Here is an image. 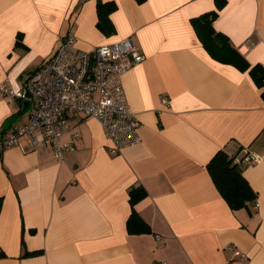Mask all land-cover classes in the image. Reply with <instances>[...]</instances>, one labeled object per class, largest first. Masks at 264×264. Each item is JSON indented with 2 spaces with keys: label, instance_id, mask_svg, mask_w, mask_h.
I'll use <instances>...</instances> for the list:
<instances>
[{
  "label": "crops",
  "instance_id": "crops-1",
  "mask_svg": "<svg viewBox=\"0 0 264 264\" xmlns=\"http://www.w3.org/2000/svg\"><path fill=\"white\" fill-rule=\"evenodd\" d=\"M102 1L116 3L110 34L97 25V0H0V81L15 89L69 31L75 48L131 36L145 55L122 75L140 140L117 153L95 118L72 123L64 140L78 131L76 149L61 160L49 145L3 146L31 109L20 118L23 102L0 97V264H264V96L248 70L199 39L191 18L215 0ZM212 26L264 65V0H226ZM220 148L260 156L242 163L256 193L249 209L232 210L207 169ZM137 186L146 233L127 228Z\"/></svg>",
  "mask_w": 264,
  "mask_h": 264
},
{
  "label": "built area",
  "instance_id": "built-area-1",
  "mask_svg": "<svg viewBox=\"0 0 264 264\" xmlns=\"http://www.w3.org/2000/svg\"><path fill=\"white\" fill-rule=\"evenodd\" d=\"M144 59L131 36L82 50L75 48V36L69 31L22 88L0 81L1 98L27 100V108L33 105L27 122L13 128L1 144L18 146L22 151L49 145L54 157L61 160L76 149L78 131L64 140L72 123L75 126L87 118L100 122L112 153L139 142L140 122L127 103L122 75ZM162 102H167L166 97H162ZM259 158L256 153L247 152L236 161L251 163ZM155 239L160 240L161 236L156 234ZM228 248L237 252L232 246ZM239 256L245 259L244 254Z\"/></svg>",
  "mask_w": 264,
  "mask_h": 264
},
{
  "label": "trees",
  "instance_id": "trees-1",
  "mask_svg": "<svg viewBox=\"0 0 264 264\" xmlns=\"http://www.w3.org/2000/svg\"><path fill=\"white\" fill-rule=\"evenodd\" d=\"M143 1V0H138ZM226 0H215L216 9L204 12L191 18V22L196 29V33L201 40L204 48L209 54L219 61L235 65L241 70H248L254 82L262 88L264 96V65L256 63L250 65L246 59L230 45L228 37L216 31L212 22L217 16V10L220 9ZM116 9L114 1L97 0V25L99 29L110 34L114 31L113 23L110 19V13ZM243 155L239 156L238 151L230 152L226 148H220L211 157L207 163V169L222 197L232 210L250 207L256 197V193L242 174L241 160ZM129 200L132 205V211L127 219V228L131 233L150 232L149 224L134 209L135 203L146 196V190L142 186L132 187L129 190ZM2 197L0 196V209ZM31 251L28 253H36Z\"/></svg>",
  "mask_w": 264,
  "mask_h": 264
},
{
  "label": "rangeland",
  "instance_id": "rangeland-1",
  "mask_svg": "<svg viewBox=\"0 0 264 264\" xmlns=\"http://www.w3.org/2000/svg\"><path fill=\"white\" fill-rule=\"evenodd\" d=\"M29 109H33V105H31L24 113H22L21 115H20V118H25L26 117V112L29 110Z\"/></svg>",
  "mask_w": 264,
  "mask_h": 264
},
{
  "label": "water",
  "instance_id": "water-1",
  "mask_svg": "<svg viewBox=\"0 0 264 264\" xmlns=\"http://www.w3.org/2000/svg\"><path fill=\"white\" fill-rule=\"evenodd\" d=\"M28 101L27 100H25L24 102H23V107H24V109H26L27 108V106H28Z\"/></svg>",
  "mask_w": 264,
  "mask_h": 264
}]
</instances>
